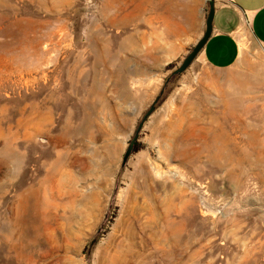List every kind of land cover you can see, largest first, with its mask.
<instances>
[{
    "label": "rangeland",
    "instance_id": "obj_1",
    "mask_svg": "<svg viewBox=\"0 0 264 264\" xmlns=\"http://www.w3.org/2000/svg\"><path fill=\"white\" fill-rule=\"evenodd\" d=\"M141 5L0 0V264H264V48L165 85Z\"/></svg>",
    "mask_w": 264,
    "mask_h": 264
},
{
    "label": "crops",
    "instance_id": "obj_2",
    "mask_svg": "<svg viewBox=\"0 0 264 264\" xmlns=\"http://www.w3.org/2000/svg\"><path fill=\"white\" fill-rule=\"evenodd\" d=\"M141 4L143 18L156 28L151 32L174 44L175 57L187 55L204 34L208 0H141ZM215 8L212 34L199 53L210 68L235 66L245 53L242 43L248 36L264 48V0H215Z\"/></svg>",
    "mask_w": 264,
    "mask_h": 264
},
{
    "label": "water",
    "instance_id": "obj_3",
    "mask_svg": "<svg viewBox=\"0 0 264 264\" xmlns=\"http://www.w3.org/2000/svg\"><path fill=\"white\" fill-rule=\"evenodd\" d=\"M208 2H209V12H208V16L206 19V29L204 31L203 36L193 46V48L188 52V54L185 56V58L183 59L181 64L172 71V73L168 79H170L172 76L179 75V74L183 73L191 65V63L197 58L198 54L201 52V50L205 46L207 40L211 36L212 31H213V21H214V17H215V9L216 8H215V0H208ZM162 93H163V91H161V94ZM160 95H158L156 97L155 101L153 102V104L148 109V111L145 113V115L143 116V119L139 123L136 134L134 135L133 139L130 141L129 146H128V148L125 152V155L123 157V164H125L127 162L128 158L131 155V153L133 151L134 144H135L136 140L138 139L139 132L142 129L145 120L156 109V104L158 103V101L161 98Z\"/></svg>",
    "mask_w": 264,
    "mask_h": 264
},
{
    "label": "trees",
    "instance_id": "obj_4",
    "mask_svg": "<svg viewBox=\"0 0 264 264\" xmlns=\"http://www.w3.org/2000/svg\"><path fill=\"white\" fill-rule=\"evenodd\" d=\"M171 67V66H170ZM169 67V68H170ZM175 76H177V75H175ZM175 76H172L170 79H168L169 77H167V79H166V84L165 85H167L168 84V82L173 78V77H175ZM162 91L164 92V88L162 89ZM161 94V93H160ZM163 94V93H162ZM162 94L160 95V96H162ZM137 150V147H136V142H135V144H134V147H133V151L132 152H134V151H136Z\"/></svg>",
    "mask_w": 264,
    "mask_h": 264
},
{
    "label": "bare ground",
    "instance_id": "obj_5",
    "mask_svg": "<svg viewBox=\"0 0 264 264\" xmlns=\"http://www.w3.org/2000/svg\"><path fill=\"white\" fill-rule=\"evenodd\" d=\"M58 173V172H57Z\"/></svg>",
    "mask_w": 264,
    "mask_h": 264
}]
</instances>
